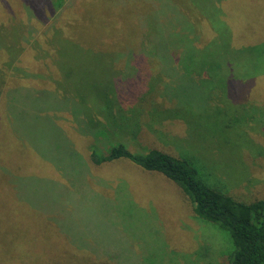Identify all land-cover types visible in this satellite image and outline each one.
<instances>
[{
  "label": "rangeland",
  "instance_id": "rangeland-1",
  "mask_svg": "<svg viewBox=\"0 0 264 264\" xmlns=\"http://www.w3.org/2000/svg\"><path fill=\"white\" fill-rule=\"evenodd\" d=\"M93 1L103 10L111 6V0ZM112 1L116 16L105 12L107 23L127 27L146 10L162 42L172 28L184 37L163 51L170 59L158 75L146 73L147 53L132 47L131 32L128 41L111 39L126 52L72 53L58 65L63 80L54 78L40 70L44 60L52 67L50 38L62 26L55 25L50 0H0V21L16 26L28 42L20 41L22 51L10 67L17 63L54 78L58 92L43 78L16 81L17 69L6 77L0 106V264H229V232L195 216L173 181L126 160L83 165L76 150L87 153L91 143L103 150L106 144L99 131L89 133L83 123L79 129L77 121L90 108L95 122L113 118L112 128L114 119L120 123L122 107L127 126L114 136L129 149L192 156L198 175L219 193L244 203L264 198V0ZM168 1L187 16L188 27L169 19ZM72 2L76 9L79 0ZM190 46L195 51L188 61L183 56ZM7 57L0 46V67ZM64 90L77 107L81 102L82 112L76 114L75 105L74 113L73 107L66 111ZM103 91L115 96L105 111Z\"/></svg>",
  "mask_w": 264,
  "mask_h": 264
},
{
  "label": "trees",
  "instance_id": "trees-1",
  "mask_svg": "<svg viewBox=\"0 0 264 264\" xmlns=\"http://www.w3.org/2000/svg\"><path fill=\"white\" fill-rule=\"evenodd\" d=\"M50 3L53 11H56L55 25L58 23L60 25L61 23L62 26L56 25L59 26V28L55 30L54 35L50 38L53 42L54 50L52 53H48L47 58H49L52 67L51 65L47 66V61L44 60L41 62L42 68L40 70L46 74V71L53 72L54 78L57 75H60L61 79L64 78V74L58 70V65L61 61H65V63L69 61V57L72 53L82 52L83 50H100L114 53L126 52V48L121 47L122 44L120 45V43H118L116 45V41L111 39H114L116 36L128 41L127 38L131 32H133L134 38L136 39L134 41L135 44H132V47H135L134 49L136 50H144L145 53L148 54L144 53V57L147 59V64L149 65L146 69V73L148 76L158 75L159 68L160 71L163 69L162 62L170 59V57L166 58V54H164L163 51L171 49L173 45L176 46L177 43H181L184 39L177 30L172 28L170 32H166L167 37L162 42L163 35L158 31V24H156L155 21H151L153 19L151 15L152 12H146V10H144V17L133 22L130 26H117L112 20L110 21L111 24L107 23L105 12L107 17H110V15L112 17L116 16V14L113 13L112 8L114 7V1L112 0L111 6L106 8V10L95 7V2L93 0H79L76 9L72 6V0H50ZM169 6L170 3L168 1L166 8ZM171 7L172 10L169 14V19L173 21L181 19L180 22L182 25L188 27L189 22L187 16L185 17L176 5L174 6L172 4L169 8ZM119 11L122 12L123 9ZM185 14L187 15L186 11ZM160 26L159 29L161 30ZM139 27L143 28V30H140L139 34H137L136 31L137 29L139 30ZM18 32L19 30L16 26L5 25L4 22L0 21V46L3 47L8 54L7 59L3 63L6 64V66L0 67V106L3 100H5V98H1V95L6 89V86H8L6 77H8L9 73L12 71L14 72L15 69L18 70L16 74L17 78L15 79L18 82L26 79H28L29 82L31 80L36 81L44 77L38 73L31 74L33 71L32 69H24L23 67L18 66L17 63L14 68L10 67L18 56H20L19 53L22 51V43H20V41H25L28 45L27 37H21ZM98 32H100L99 35ZM122 39L119 41H122ZM108 40H111L114 43H111L110 45L107 43ZM194 51V46H190L187 52H185L187 55L183 56V59L187 58L186 60L190 61L192 52ZM168 56L171 55L168 54ZM122 60L123 58H120L116 63L119 68L118 71H122L123 66L120 65L123 62ZM158 61L161 65L157 64ZM12 68L13 70L10 71ZM54 78L52 81L48 79V76L43 79L48 88H53L54 92L58 93L55 87H53L56 86V80H54ZM153 79L154 81L157 80L156 77ZM63 86L65 88L67 85L64 83ZM112 86L113 90L117 93L114 84H112ZM170 93L172 92L170 91ZM175 93L176 92L173 94L175 95ZM64 94L67 95L65 97L67 98V101L62 100V105H64V108H67L66 111H70L69 108L73 107L72 112L74 113L75 105L76 114L77 112L78 114L80 111L82 112L81 102H78L77 107L73 98L68 97V91L64 90ZM102 94L105 102L101 106L103 108L102 110L105 111L107 110V107L112 105L115 96L109 91H103ZM142 98L144 99V97ZM140 102L138 107L142 104L141 108L143 109L147 104L145 105V103H143L144 100ZM150 103L148 105H150ZM184 107H186V105ZM89 110L90 108L88 109V112L87 109L85 110L87 116L84 112H82L81 117L78 116L77 127L80 129V127H82L81 124L83 123L85 126H90L91 129H88L89 133L93 132L92 129L99 131L101 134L100 138L104 139L106 145L103 150H99L96 144L91 143L87 153L83 152V149L76 150V155H79V161L82 162L83 165H86V162H89L96 168L117 160H126L129 163L138 166L143 171L162 174L173 181L185 194L192 205V210L195 216L205 221L212 222L229 232L232 241V250L228 255L229 264H264V198L244 203L243 201L235 200L230 195L219 193L218 190L212 188L202 180V178L204 179L205 177L204 175L202 178L198 175L197 169L199 165L193 160L194 158L192 156H176L160 149H150L146 152L129 149L123 141L115 139L116 135L114 136L116 130L119 131L125 125L127 126L126 116L123 115L124 110L122 107L118 112L121 119L119 120L120 123H116V119H114L115 125L112 128L109 125L113 118H108V122L105 121V124H100L95 122L92 118L94 110L90 113ZM177 111L178 108L171 110L174 115L178 113ZM8 122H12L10 115L8 116ZM98 124L102 126V129L99 130L100 127ZM84 130L87 131L86 128H84Z\"/></svg>",
  "mask_w": 264,
  "mask_h": 264
}]
</instances>
